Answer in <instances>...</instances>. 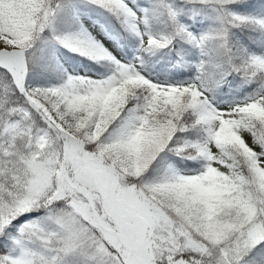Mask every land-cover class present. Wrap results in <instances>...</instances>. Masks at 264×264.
Masks as SVG:
<instances>
[{
	"label": "snow or ice",
	"instance_id": "snow-or-ice-1",
	"mask_svg": "<svg viewBox=\"0 0 264 264\" xmlns=\"http://www.w3.org/2000/svg\"><path fill=\"white\" fill-rule=\"evenodd\" d=\"M0 264H264V0H0Z\"/></svg>",
	"mask_w": 264,
	"mask_h": 264
}]
</instances>
